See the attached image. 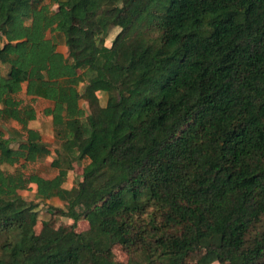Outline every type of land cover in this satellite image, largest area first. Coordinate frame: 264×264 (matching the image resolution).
I'll use <instances>...</instances> for the list:
<instances>
[{"label":"trees","instance_id":"16d2710c","mask_svg":"<svg viewBox=\"0 0 264 264\" xmlns=\"http://www.w3.org/2000/svg\"><path fill=\"white\" fill-rule=\"evenodd\" d=\"M4 27L0 264H184L199 248L197 264H264V0H0ZM38 99L52 177L34 168L51 153ZM32 188L73 222L37 232Z\"/></svg>","mask_w":264,"mask_h":264},{"label":"rangeland","instance_id":"374dc122","mask_svg":"<svg viewBox=\"0 0 264 264\" xmlns=\"http://www.w3.org/2000/svg\"><path fill=\"white\" fill-rule=\"evenodd\" d=\"M44 4H47L50 6L52 10H56L58 8L59 0H33V5L35 7H40ZM78 24L84 26L86 23L84 21H77ZM2 29L0 32V41H3L4 39V33ZM120 30L119 27H115L112 29L109 33V36L107 38V42L110 43L111 40L114 38V36L117 34V32ZM66 48L64 46L60 47V50L64 51ZM0 67L3 68V70H6V64L3 60H0ZM24 96V95H22ZM99 96L101 98V101L104 102L105 95L104 92H99ZM36 109L38 110V117L36 120L30 122V127L38 129L42 135L43 141L47 145V147L50 149L51 153L49 156H47L42 161L37 162L34 164V168L40 173L41 175L45 177H52L57 172L58 169L53 167L51 165V161L56 157V149L59 146V141L56 137V132L53 128V124L51 122L50 117L46 116L43 112L44 108L46 106H49L50 102L42 99H38L36 102ZM81 105L85 108L86 114H89L90 111L88 109V104L86 101L81 100ZM94 121L97 123L100 121L99 118L94 117ZM3 126L7 129L6 135L9 137H14L17 140L23 139V130L19 123L16 121H8L3 123ZM78 135H82L83 131L82 129H79L77 131ZM12 146H17V143H12ZM86 161L84 160H77L73 162V168L69 169L68 172V178L66 183L64 184V187L71 188L78 180L82 179V170H83V164ZM23 195L27 198V200L33 202L37 205V211H38V220L34 223L35 230L38 232L42 228L45 222L50 223L52 226H59V225H68L73 222V220L67 216L64 215V211L66 210L64 203L57 197L42 200L36 195L35 188H32L30 190H26L22 192ZM89 227V222L87 220H80L77 223V230L82 231ZM204 253L203 248H199L197 251L189 254L184 264H197L198 259L201 257V255ZM111 258H114L118 261H127L128 256L126 253H124L120 246L117 245L113 249V251L109 254ZM213 264H228L226 261H217Z\"/></svg>","mask_w":264,"mask_h":264}]
</instances>
